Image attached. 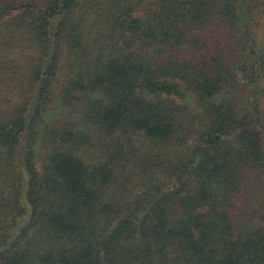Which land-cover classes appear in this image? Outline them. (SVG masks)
<instances>
[{"label":"trees","instance_id":"obj_1","mask_svg":"<svg viewBox=\"0 0 264 264\" xmlns=\"http://www.w3.org/2000/svg\"><path fill=\"white\" fill-rule=\"evenodd\" d=\"M0 264H264V0H0Z\"/></svg>","mask_w":264,"mask_h":264},{"label":"rangeland","instance_id":"obj_2","mask_svg":"<svg viewBox=\"0 0 264 264\" xmlns=\"http://www.w3.org/2000/svg\"><path fill=\"white\" fill-rule=\"evenodd\" d=\"M0 95L6 96L5 94H0Z\"/></svg>","mask_w":264,"mask_h":264}]
</instances>
